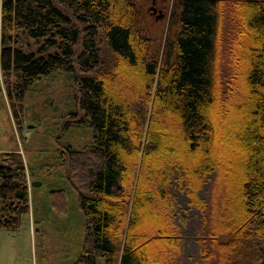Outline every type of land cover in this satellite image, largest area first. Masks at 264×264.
<instances>
[{
	"label": "trees",
	"instance_id": "obj_1",
	"mask_svg": "<svg viewBox=\"0 0 264 264\" xmlns=\"http://www.w3.org/2000/svg\"><path fill=\"white\" fill-rule=\"evenodd\" d=\"M170 17L157 59L136 0H0L8 98L68 73V116L91 129L57 157L83 216L73 264H264V0H173ZM175 190L199 217L192 256ZM29 211L26 168L2 153L0 229Z\"/></svg>",
	"mask_w": 264,
	"mask_h": 264
},
{
	"label": "rangeland",
	"instance_id": "obj_2",
	"mask_svg": "<svg viewBox=\"0 0 264 264\" xmlns=\"http://www.w3.org/2000/svg\"><path fill=\"white\" fill-rule=\"evenodd\" d=\"M173 0H136L141 14V27L151 41V54L159 58L169 34ZM228 25H224L227 33ZM172 31V30H171ZM104 58L111 54L101 45ZM68 73H53L34 83L21 103L11 101L0 77V154L16 151L27 171L30 211L21 228L15 232L0 229V264H73L84 235L83 216L78 208L77 194L69 187L64 172L58 169V151L64 146L80 149L91 144V129L78 125L68 112L76 109ZM141 115V103L133 102ZM69 125L63 129V124ZM219 172V171H218ZM220 179V173L218 174ZM36 181L39 185H33ZM62 188L65 203L53 201L48 192ZM204 186L201 195H204ZM179 210H187L186 223L180 226L185 236L183 253L195 254L191 238L199 228L197 212L187 209L185 195L175 190ZM221 239H224L223 237ZM101 261V260H99ZM246 258L237 264H248Z\"/></svg>",
	"mask_w": 264,
	"mask_h": 264
},
{
	"label": "water",
	"instance_id": "obj_3",
	"mask_svg": "<svg viewBox=\"0 0 264 264\" xmlns=\"http://www.w3.org/2000/svg\"><path fill=\"white\" fill-rule=\"evenodd\" d=\"M32 184L33 185H39V182L34 181Z\"/></svg>",
	"mask_w": 264,
	"mask_h": 264
}]
</instances>
